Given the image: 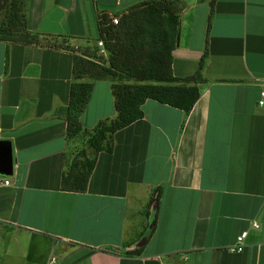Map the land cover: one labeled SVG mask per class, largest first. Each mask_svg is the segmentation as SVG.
Segmentation results:
<instances>
[{"label":"crops","instance_id":"obj_1","mask_svg":"<svg viewBox=\"0 0 264 264\" xmlns=\"http://www.w3.org/2000/svg\"><path fill=\"white\" fill-rule=\"evenodd\" d=\"M141 1L24 0V23L91 45L100 11ZM182 1L171 67L188 77L205 56L198 99L187 114L145 100L141 119L88 150L83 192L60 187L67 163L83 156L56 110L72 83L92 82L78 117L90 132L116 115L112 81L76 79L63 37L0 40V140L16 159L1 176L0 264H45L51 254L55 264H264V0ZM243 231V251H230Z\"/></svg>","mask_w":264,"mask_h":264},{"label":"trees","instance_id":"obj_2","mask_svg":"<svg viewBox=\"0 0 264 264\" xmlns=\"http://www.w3.org/2000/svg\"><path fill=\"white\" fill-rule=\"evenodd\" d=\"M0 2V40L54 44L55 37H63L65 43L60 47L72 52V70L76 79L108 78L112 81L116 115L98 122L90 131L87 143L95 154L105 149L104 143L112 133L142 118L145 100L152 99L187 114L199 97L197 83L201 79L205 56L201 57L195 74L188 77H176L171 67L172 51L179 44L180 14L185 8L182 0H145L121 11H100L96 19L97 33L91 39L94 45L85 46H76L66 36H49L27 30L24 0ZM113 18L117 19L116 23ZM98 41L102 46L97 45ZM92 87L90 81L72 83L67 106L56 110L66 117L68 140L84 131L78 117ZM94 163L93 157L67 163L60 181L61 189L85 191ZM156 199L157 195L149 198L146 208Z\"/></svg>","mask_w":264,"mask_h":264},{"label":"built area","instance_id":"obj_3","mask_svg":"<svg viewBox=\"0 0 264 264\" xmlns=\"http://www.w3.org/2000/svg\"><path fill=\"white\" fill-rule=\"evenodd\" d=\"M113 22L116 23L117 19L113 18ZM97 45L98 46H102V42L98 41ZM258 104H259V106L264 104V90H261V92H260V99L258 101ZM8 184H9V180L7 178H2L0 176V187L8 185ZM252 225H253V227H258L257 223H253ZM246 236H247V232L246 231H243L240 234H238L236 236L235 243L229 248V250L232 251V252H241V251H243V249H244V240H245ZM56 262H57L56 256L51 254V255H49V257H48V259H47L45 264H55Z\"/></svg>","mask_w":264,"mask_h":264},{"label":"water","instance_id":"obj_4","mask_svg":"<svg viewBox=\"0 0 264 264\" xmlns=\"http://www.w3.org/2000/svg\"><path fill=\"white\" fill-rule=\"evenodd\" d=\"M15 161L11 142L8 140H0V176H11Z\"/></svg>","mask_w":264,"mask_h":264},{"label":"rangeland","instance_id":"obj_5","mask_svg":"<svg viewBox=\"0 0 264 264\" xmlns=\"http://www.w3.org/2000/svg\"><path fill=\"white\" fill-rule=\"evenodd\" d=\"M1 4V2H0ZM1 17V14H0ZM92 45L93 42H92ZM82 48V47H81ZM101 49V48H100ZM102 54L104 56L107 55V53L105 51H102ZM90 136V132L87 131H81L76 137L72 138L71 140H69L71 142V144H75L74 148L76 149V151L78 152V156H83V158H79V160L84 159V158H92L89 155L87 156L86 153L88 152V150L92 149L91 147H89L87 141L88 138ZM73 139L75 141H73ZM106 146V142L104 143V147ZM84 151V153H80L81 151ZM93 150V149H92ZM92 152V151H91ZM94 152V151H93ZM88 154V153H87Z\"/></svg>","mask_w":264,"mask_h":264}]
</instances>
